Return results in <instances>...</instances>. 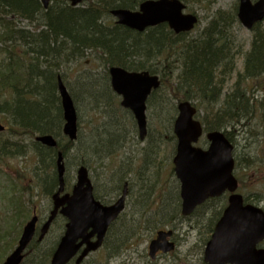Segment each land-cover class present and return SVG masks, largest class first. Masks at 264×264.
Segmentation results:
<instances>
[{
    "label": "trees",
    "instance_id": "1",
    "mask_svg": "<svg viewBox=\"0 0 264 264\" xmlns=\"http://www.w3.org/2000/svg\"><path fill=\"white\" fill-rule=\"evenodd\" d=\"M142 1L82 0L81 4L74 6L65 0H51L49 7L45 8L41 0H0V114L7 122L6 130L0 132V158L22 156L29 158L30 165H21L11 172L3 170L9 190L6 193L7 206H11L12 211V215L6 218L5 227H9L7 234L14 232L15 236L7 242L5 228H0V243L8 246V249L0 248V262L17 244L24 224L33 213L32 196H37L39 192L51 196L57 190L58 151H62L65 158H78L77 165H86L89 169L95 163L106 168V157L117 155L121 137L109 131L118 121L114 118L116 116L105 122L104 132L99 131L91 139L80 142V131L75 141L64 137L59 76L69 89L76 107L78 99H83L97 110L109 105V108L104 107L109 112L118 100L110 85L108 70L111 66L158 74L162 83L152 92L148 105L159 103L161 112L167 109L164 114H169L171 105L177 109L178 102L192 101L204 131L222 130L233 143L235 174L240 187L243 186V177L238 174L259 169L261 164L264 168V158L259 157L258 152L261 150L264 156V22L252 29L246 49L245 44H237L233 32V26L238 22V3L232 10H215L207 25L195 37H189L187 32L177 34L167 23L150 27L144 32L116 23L111 14L113 9L135 10ZM183 2L186 6L199 5L211 10L215 0ZM90 57L101 61L104 73L98 79L90 75L82 76V80H77V88H70L67 76L92 61ZM238 57L242 59L241 68ZM78 93L84 95L79 96ZM170 119V134L166 138L174 145L169 150V158L176 150L175 118ZM259 127L262 131L258 130ZM252 131L256 135V151L248 149L242 163L236 156L237 139ZM41 134L56 137L57 147L50 148L37 142L35 138ZM164 141L163 136L152 138L148 127L138 167L143 192L139 190L136 195L135 184L129 180V193L135 195L133 206L130 209L128 202L127 210L119 218H133L136 212L151 213V216L145 214L133 219L110 238L116 222L113 223L103 247L96 252L98 257L104 252V259L92 260L88 257L81 264H109V260L119 257L143 230L154 233L157 229L175 226L176 220L182 218L180 207L170 213L161 211L169 202L166 193L158 189L160 180L166 182L168 179L161 173V159L156 162V157L163 153L160 143ZM153 165H156L155 170ZM136 166L133 161L120 166L119 173L111 181L110 193H120L125 177ZM166 172L175 181V197L180 201L179 183L173 177L171 164ZM65 181L68 188L70 184L66 177ZM94 187L95 197L107 202L98 193L96 182ZM157 199L160 201L156 202ZM246 200H251L249 195ZM58 221L63 227L65 219L58 216L54 223ZM57 242L54 240L45 245V240L39 241L36 237L21 264H49Z\"/></svg>",
    "mask_w": 264,
    "mask_h": 264
},
{
    "label": "water",
    "instance_id": "2",
    "mask_svg": "<svg viewBox=\"0 0 264 264\" xmlns=\"http://www.w3.org/2000/svg\"><path fill=\"white\" fill-rule=\"evenodd\" d=\"M44 7L50 0H41ZM71 1L77 5L81 0ZM181 0H145L138 10L114 9L111 14L119 24L144 31L146 28L166 22L176 33L188 32L198 23L194 13H185ZM238 18L241 24L251 29L264 19V0H239ZM113 91L121 97L122 107L129 109L136 121L139 138L147 136V100L152 91L159 88L161 79L150 71H131L121 66L109 69ZM58 88L63 110V133L70 140L78 136V115L74 100L63 83L58 79ZM173 130L177 139L176 154L173 158L174 172L180 182L181 211L184 216L210 198L220 197L228 192V204L217 221L214 231L204 249V261L208 264H264V210L260 206L244 203L239 193V182L234 174V145L221 130L204 132L202 122L197 119V108L189 100L180 101ZM5 125L0 120V131ZM205 135L207 148L198 146ZM35 140L47 147H56L57 139L52 134L37 135ZM59 188L52 195V209L40 228L39 240L50 229L60 213L67 219L64 234L59 239L50 264H68L76 257L80 264L91 252L103 244L110 225L125 208L128 184L122 195L112 204L105 205L94 197L93 185L88 169L81 165L77 169L76 183L71 192L64 193L65 164L63 152L57 155ZM39 217L34 214L22 230L18 243L1 264H21L25 251L37 230ZM173 230H159L149 244V255L155 258L157 252L168 253L175 248L169 240ZM95 238V239H93Z\"/></svg>",
    "mask_w": 264,
    "mask_h": 264
},
{
    "label": "rangeland",
    "instance_id": "3",
    "mask_svg": "<svg viewBox=\"0 0 264 264\" xmlns=\"http://www.w3.org/2000/svg\"><path fill=\"white\" fill-rule=\"evenodd\" d=\"M236 3H238V0H215V3L212 6L211 10H206L199 5L192 6L188 4V6H186L185 12L195 13L200 18L199 24L196 28L188 33V36L195 37L196 35H198L201 30L207 25L215 10H232ZM233 32L237 44H245V49L248 48L252 32L244 28L239 22L234 24ZM90 59H92V61L87 62L85 66L78 70L76 69L77 71H74L71 75L67 76V85L70 88H73L75 90L78 84L77 80H82V76L84 78L87 75H90L94 77V79H98L102 76V74L104 73V69L102 67L101 61L98 59H93V57H90ZM237 61L239 68H241L242 59L238 57ZM80 85L82 87H85L83 83H80ZM79 91H82V89H79ZM78 94L79 96L84 95L83 93ZM78 100L77 110L79 114L80 142L85 141L86 139L93 138L99 131L104 132L105 122L109 121L110 117L116 116L114 118H117L118 120L115 125L111 126L109 129L110 133H115L116 135H120L121 137L120 144L117 147L118 151L116 157L115 155L106 157L105 163L106 166H108L106 168H102L97 163L92 166V169L90 168V174L93 179V183L96 182L98 193L105 198L107 203L113 202L117 198V195L110 193V190L112 188L111 181L112 179H114V176L119 173V170L121 169L120 166L126 163H131V161H133L137 166L135 170L125 178L128 181L132 180V182H134L136 195L139 190L143 192V181L140 177L141 174L138 172V167L141 164V159L139 158L140 154H142L141 149L145 146L146 143L141 141L138 137L137 126L131 112L119 105V97L115 103L117 105L112 106L111 109H109V112L105 110L106 106L109 108V105H105V108L103 107L101 110H97L93 105L87 104L86 100ZM158 104L159 103L147 105V118L149 125L148 127L152 134V138H154L155 136L157 137L158 135L159 138L163 136L165 140L163 143H160L163 149V153L156 157V162L161 159V173L164 174L166 178H168L166 182L160 180V184L158 186V189H162L166 193V196L169 198V202L165 204L161 211H167V213H170L173 209H178L179 207L181 208V202L175 197V181L172 177H170L169 172H166L168 167L170 168V164L173 167L172 160L174 155H171V157L169 158L168 153L169 150L173 148L174 142L171 140L167 142L166 137H169L170 134V118H175L177 116V109H174V105H171V111L169 112V114H164L165 110L167 109H165L164 112H161V108ZM103 110L106 112H103ZM0 119L2 120L3 124L7 125V122L1 114ZM258 130L262 131V127H259ZM255 140V131L242 134L238 137L236 144V156L240 158V161L242 163L243 157H245V152H247L248 149L250 151L253 149L254 151H256V146L254 147ZM208 144L209 143L204 136L198 142V145L203 148H207ZM120 146H122V148H120ZM259 148H261V146ZM258 152H260L259 157L264 158L263 153H261L262 151L259 150ZM24 158L22 156L8 157L5 160H2L0 158V228H5L4 235L7 237V242L11 241V239L14 238L15 233L12 232L11 234H7L6 230L9 227H5V224L7 223L6 218L12 215V211L10 209L11 206H7L9 204V201L7 199L6 193H8L9 190L7 186V175L3 173V170L11 172L14 171V168L20 167L21 165L22 167H25L27 165L30 166L28 161L29 158ZM78 162L79 159L73 156L65 158L66 180L67 183L70 184V187L76 180V168L78 166ZM155 164L158 165V163ZM156 165L152 166L153 170H155ZM111 175L112 178L110 179ZM122 175L124 176L125 173L123 172ZM239 175L240 177H243V186L239 188V192H241L245 197L249 195L251 199L249 202L257 204L264 209L263 165L261 164V168L259 169H252L248 171L247 174L241 173L238 174V176ZM98 176L100 177L99 179ZM173 177L176 178L175 174ZM134 198L135 195L133 193L129 194L128 202H130V205H128V207L130 209H132ZM31 201L33 202V208H37V212L40 218L39 225H41L47 218L51 209V196H47L42 194V192H39L37 196H32ZM157 201H160V199H157L156 202ZM226 204L227 194L223 195L221 198L213 199L211 201L209 200L208 202L200 206L191 216L185 218L182 217L178 221L176 220L175 226H167V228H173L175 230L174 240L176 241V248L174 251L167 254H160L155 260L151 262L148 257V245L155 233H150L149 230H143L140 235H137L133 238L130 246L125 249L119 257H113L111 260H109V264H204L203 253L205 244L211 235L212 225L216 222L217 218L220 215L219 211H221L226 206ZM145 214L147 217L151 216V213L147 214V212H136V216H134L133 218H119V220H117L114 225L110 238L115 237L116 233L122 231L124 228V224H130L133 219L136 220L137 217H141V215L143 216ZM60 223L61 222L58 221L57 223H54L52 225L47 236L45 237V245H49L54 240L59 239V236L64 230V227H60ZM6 245L7 244L4 242L0 243V248L8 249V246ZM262 245L264 246V243ZM104 256V252H102L99 257L97 253H93L89 256V258L92 260H95L97 258L104 259Z\"/></svg>",
    "mask_w": 264,
    "mask_h": 264
},
{
    "label": "flooded vegetation",
    "instance_id": "4",
    "mask_svg": "<svg viewBox=\"0 0 264 264\" xmlns=\"http://www.w3.org/2000/svg\"><path fill=\"white\" fill-rule=\"evenodd\" d=\"M172 240L176 243V241L174 240V237H172ZM161 252H158V254L160 255Z\"/></svg>",
    "mask_w": 264,
    "mask_h": 264
}]
</instances>
